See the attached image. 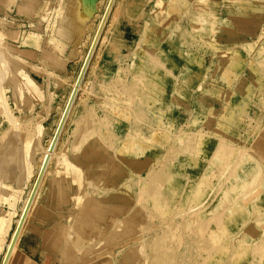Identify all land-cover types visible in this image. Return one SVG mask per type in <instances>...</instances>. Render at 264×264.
Listing matches in <instances>:
<instances>
[{
    "label": "rangeland",
    "instance_id": "obj_1",
    "mask_svg": "<svg viewBox=\"0 0 264 264\" xmlns=\"http://www.w3.org/2000/svg\"><path fill=\"white\" fill-rule=\"evenodd\" d=\"M46 2L34 23L15 19L51 46L17 35L10 50L23 62L20 77L35 71L40 99L22 106L9 86L0 91V158L9 153L6 172L0 165V250L10 237L3 222L20 211L36 147L55 125L107 0ZM6 15L1 23L12 20ZM200 15L212 17L209 31L193 25ZM61 17L77 30L60 27ZM106 27L54 161L66 181L50 196L43 189L32 217L64 221L85 264H264V159L255 150L264 149V0H117ZM49 51L59 67L40 63ZM141 129L144 153L130 158ZM149 157L142 175L125 173ZM139 178L147 185L119 193L123 180ZM92 200L99 213L117 209L97 220L85 211Z\"/></svg>",
    "mask_w": 264,
    "mask_h": 264
},
{
    "label": "bare ground",
    "instance_id": "obj_2",
    "mask_svg": "<svg viewBox=\"0 0 264 264\" xmlns=\"http://www.w3.org/2000/svg\"><path fill=\"white\" fill-rule=\"evenodd\" d=\"M4 1L6 2V4H4L5 3ZM46 1H49V0H0V4L2 5V6H0V11H2L4 13L6 12L7 13L6 17H9V19H12L10 21V23L9 22L1 23V21H0L1 26H2V28L0 30V91L2 90L3 87H5V85L9 86V88H10L9 94L12 96L14 95L17 98V101H18L17 105L21 104L23 106L26 102H28L29 99H33V98L39 100L40 96H38V90H39L37 88L38 82L35 81V79H33V76H32L33 74H36L35 71L34 72L32 70H31V72L28 71L30 73H28L24 78H22V77H20V73H19L21 69L15 68V66L20 67V65L23 62H21L20 65H17L18 61H16V60L18 58L15 60L10 53V50L16 49V47L13 45L14 36L17 37V35H20L25 40V41L22 40V41H24L23 42L24 44L25 43L28 44V42H29V44H31L35 48H40L41 46H44V44L51 46V42L48 40H44L43 41L44 43H42V41L40 40V38L38 36V33L34 32L33 29H32L30 34H24L23 30L25 28V21H24V19H21L22 21L16 20L15 15H18V18L22 17L21 14L27 15V16H29V18L33 17L32 22L34 23L36 21V18H34L35 15H37V14L41 15V14H43V12L44 13L47 12L46 10H47L49 4L47 5L48 2H46ZM116 3H117V0H107V3L105 4L104 9H103V13L101 14L97 24L95 25L92 34L90 35V40L88 42L86 51L84 52L83 56L81 57V59L79 61L78 69L75 72L74 76L72 77L70 84L69 85L67 84L68 85V86H66L67 88L64 89V91L66 90L65 96L63 98L64 100H63L62 106L59 109L58 118L55 122V125H54L53 129L51 130V132L48 134L47 139L44 142V144H42V145L39 144V145H37L38 147H36V148H38V150L40 148V153L38 155V158L36 159L37 161L35 162L34 166L32 167L33 169L31 171V174L27 173V175H26V176H30V182L28 184V188L26 190L25 197L21 203L20 211L17 214L12 225L9 224L8 222H3L4 227H6V230H7L6 234L8 233L10 237H9L7 243L5 244V247L0 250V264H11V261L13 259L15 252H16L18 244L21 240V237H22L29 221L34 219L32 217L33 210L36 208V206L37 207L41 206L40 203H42L43 200H45L44 197H46V196H45V192H43V189L45 188L46 192L48 193L47 196H50V194L57 187H60L66 181L61 168L60 167L54 168L55 167L54 161L59 154L60 145L62 144V140H63L64 134H65V131L69 126L68 124L70 123V119H72L74 114H76V112H77V108L79 105V96L83 90L85 81L89 75L91 67L93 68V62H95L94 61L95 57L97 56V52H98L99 48L101 47L100 44H101V41H103V37L105 35L106 28H107L106 27L107 23L109 22V18L113 12V9H115ZM203 15H205V14H203ZM165 16L166 15H164V17ZM196 16H197V14H196ZM42 17H44V16H41L40 18L43 19ZM211 18L209 19L205 16L203 17L202 15H200V17H198V18L196 17L194 20H192V22H193V25L198 26L200 30L206 31L212 27V23L210 21ZM60 19H61L60 23H59L60 27L64 24L67 28L69 27L71 30H73V29L77 30L76 26H74V24H72V22L69 19H66L65 17L64 18L61 17ZM215 19L216 18H213L212 21H215ZM4 20H5V18H4ZM168 21H169V19L167 20V22ZM32 22H31V24H32ZM34 25H36V24H34ZM58 30H60V29H58ZM68 34H70V33H68ZM67 36H69V35H67ZM23 43H22V45H24ZM52 47H53V49H55V51H58V48L56 46L53 45ZM55 51H53V52H55ZM26 53H27V51H25V54ZM20 56H22V55H20ZM23 56H25V55H23ZM40 63L43 64V66H44V64H45V66L46 65L50 66L51 69L57 68L60 66L56 57L53 55V53L51 54V51L43 52V57H42ZM24 65L27 66L26 64H24ZM32 66H33V64H32ZM21 67H23V66H21ZM26 70H28V69L26 68L25 71ZM36 79H39V77H36ZM10 102H11V100H10ZM7 106H10V105H7ZM139 132H140L139 133L140 135L138 137H134L135 141L131 146V148H132L130 150L131 152H129V155L131 156L130 158H138L139 155L144 153L142 143L140 141L138 142V139L144 134V129L139 130ZM26 136H27V133H26ZM19 137H22V136L19 135ZM154 150H157V147H154ZM127 155H128V153H127ZM151 156L152 157L156 156V151H152ZM8 157H9V153L6 152L0 158V165L1 164L3 165V170L7 169V166L4 165V163H5V161L8 160ZM150 157L147 159V162H145L143 164L139 163L137 165L131 166L128 170H126L125 173L133 172V173H137L139 176H140V174L142 175L143 170L145 168L144 165L146 163H149L148 161H149ZM53 165H54V167H53ZM5 172H6V170H5ZM156 175H158V174H156ZM154 177H152V178H154ZM156 178H159V176ZM143 181H145V180L142 178H139L138 180L133 181V182L123 180V182L121 183V190L119 191V193H121V195L124 196L128 192V190L132 189V187L141 188V186H146L147 183L143 182ZM75 182H76V179H75ZM153 182L155 184L156 180L153 179ZM157 182H158V180H157ZM47 183L49 184L48 187H47ZM87 191H89V190H87ZM79 192H81V191H79ZM129 192H131V191H129ZM76 196H77V194H76ZM83 196L88 197L86 194ZM123 196H121L120 198H122ZM138 198H140V196ZM39 200H40V202H38ZM86 200H83L84 203ZM136 200H137V198H136ZM115 201H117V200H115ZM138 203L139 202L137 201V204ZM95 204H96V202L94 200H92V202L90 201V203H86V205H84V206H85V211L88 208L91 212H96L97 220L100 217H104L105 214L114 213L117 209L116 207H112L110 210L101 211L99 213V211L97 209H94V208H96ZM139 204H138V207L136 205L135 208L141 207ZM82 206L83 205H81V207ZM81 209H83V207ZM42 210H43V208H42ZM119 215H121V214H119ZM36 220H37V218H36ZM76 220H78V219H76ZM105 220L107 221L108 218H106ZM72 221H74V220H72ZM72 225L73 224H71V227H72ZM106 226H109V224H107ZM160 248H162V247H160ZM164 250H163V252H165ZM158 251L159 250H157V252ZM124 264H133V262L132 261H126Z\"/></svg>",
    "mask_w": 264,
    "mask_h": 264
},
{
    "label": "crops",
    "instance_id": "obj_3",
    "mask_svg": "<svg viewBox=\"0 0 264 264\" xmlns=\"http://www.w3.org/2000/svg\"><path fill=\"white\" fill-rule=\"evenodd\" d=\"M255 150L264 159V149ZM77 237L64 221L47 225L36 219L30 220L11 264H85L79 261L83 259L84 250L83 246H78Z\"/></svg>",
    "mask_w": 264,
    "mask_h": 264
}]
</instances>
